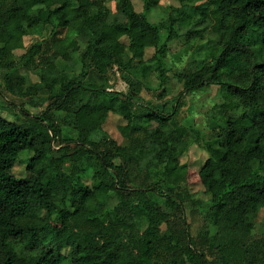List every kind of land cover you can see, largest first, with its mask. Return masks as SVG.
Segmentation results:
<instances>
[{"label":"trees","instance_id":"16d2710c","mask_svg":"<svg viewBox=\"0 0 264 264\" xmlns=\"http://www.w3.org/2000/svg\"><path fill=\"white\" fill-rule=\"evenodd\" d=\"M161 1L0 0V264H264V0H179L201 16L153 21ZM209 25L207 56L170 67L169 42ZM209 85L223 99L206 138L184 107ZM192 142L208 152L199 169L180 160Z\"/></svg>","mask_w":264,"mask_h":264},{"label":"rangeland","instance_id":"374dc122","mask_svg":"<svg viewBox=\"0 0 264 264\" xmlns=\"http://www.w3.org/2000/svg\"><path fill=\"white\" fill-rule=\"evenodd\" d=\"M133 1L134 6L137 10L140 11L143 9V0ZM207 1L208 0H199L196 2H202L203 4H206ZM108 4L113 8V10H115V5L113 2H108ZM171 6L179 8L180 10H174ZM171 11L177 16L186 15L188 13L191 17L197 15L201 16V13L198 10L195 11L193 9L191 3H188V5L183 6L179 0H162L158 7H154L149 11L148 15L151 20L159 21L166 18L169 13H171ZM188 27L189 25L187 24L186 26H184L183 30L185 31L186 29H188ZM163 34H165L164 31ZM213 35L214 33L212 31V26L209 25L204 31V37L198 36L191 42L189 39L187 41L185 35L173 39L169 42L170 49L167 57L168 65L174 69H179L184 67L191 59H204L207 56L206 52L208 47V40ZM35 38L36 36L32 35L25 36V45L27 46L32 43ZM122 39L125 42H129L128 36H123ZM23 51V48L16 49L17 53H21ZM154 52L155 47H147L144 58H150L154 54ZM57 63L64 68L73 69V64L70 61H66V59L61 58L58 60ZM74 67L76 69H79L80 67V63L77 60ZM30 75L34 80H37L39 78L36 73H30ZM150 75L153 83L157 82V78L159 77L158 72L151 71ZM111 82L114 84V87L118 90L126 91L128 89L127 82L122 78L120 72L117 69H115V72L112 75ZM182 88L183 84L180 82L173 85L172 92L169 95L170 99L174 96H177L182 90ZM145 95L154 99L156 98L148 89L145 90ZM37 99L38 105L30 107V109L35 112L46 108L48 104V102H45V100H39V98ZM222 99V90L218 85H209L207 87L195 91L188 97L187 104L184 107L188 114V117L184 121L185 124L196 127L202 132L204 137L208 138L212 130L209 125L208 113L211 107L215 103L221 102ZM2 113L12 119L16 117L6 111H3ZM123 123H125V119L121 115L117 113H111L104 126L111 133L112 136H114L117 140L122 141L123 136L120 133L119 125ZM28 152L29 151L27 149L23 150L20 155L22 160L20 159L14 166V172L18 176H28L30 174L29 170L26 167V162L24 161V158L28 156ZM207 157L208 152L203 149L198 143L192 142L189 147L180 155V160L182 163L189 164L192 168L199 169L204 164ZM86 182L91 183V179L86 178ZM190 188L193 192L197 194H202L204 192L205 186L201 182L192 181L190 183ZM256 227L257 231H260L264 228V209H262V211L257 217Z\"/></svg>","mask_w":264,"mask_h":264}]
</instances>
